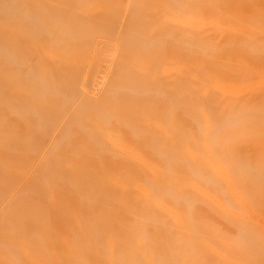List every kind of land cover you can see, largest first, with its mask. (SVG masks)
Returning a JSON list of instances; mask_svg holds the SVG:
<instances>
[{"label":"bare ground","instance_id":"6f19581e","mask_svg":"<svg viewBox=\"0 0 264 264\" xmlns=\"http://www.w3.org/2000/svg\"><path fill=\"white\" fill-rule=\"evenodd\" d=\"M113 1L11 0L7 6L0 0L1 25L12 9L16 15L34 12L40 27L26 39L23 25L13 37L0 33V56L18 67L30 61L29 69L14 73L0 57V138L8 146L0 161V174L8 180L0 201L13 182L25 180L23 194L8 198L2 208L5 236H15L19 244L15 248L0 237V264L14 259L19 264H72L73 249L93 239L97 242L84 250L85 259L100 264H186L178 242L199 253L198 264H264V146H233L246 137L264 139V0H132L129 15L113 14ZM77 26L91 39L121 35V57L110 79L116 91L109 85L102 95L88 91L80 108L87 115L75 138L63 139L73 126L70 119L59 128L63 136L52 154L60 166L52 170L24 150L20 136L25 119L55 128L69 112L63 91L74 84L72 77L60 83L57 99L42 88L58 86L61 76L51 52L62 34L67 46L79 45ZM180 28L186 31L183 36ZM168 55L181 58L173 73L155 75ZM43 65V78H26ZM252 71L261 73L258 81ZM235 78L256 92L236 97L218 85ZM7 83L15 91H7ZM125 115L136 120L127 123ZM149 119L158 125L141 129ZM114 130L126 137L132 158L113 148ZM181 134L187 141L178 152ZM83 143L93 150L90 157L74 153L73 146ZM219 160L230 163L217 168ZM49 174L58 187L47 197L38 191ZM162 174L177 183L163 187ZM131 179L143 183L137 193L128 187ZM186 180L195 185L180 188ZM149 195L156 199L155 210L147 206ZM133 197L139 202L132 203ZM59 206L69 210L57 219ZM34 215L50 231L63 225L66 238L36 231ZM104 230L116 234L114 243L101 239ZM197 239L204 244L197 246ZM151 248L153 254L147 255ZM27 252L34 257L28 263ZM238 253L243 260L235 258Z\"/></svg>","mask_w":264,"mask_h":264},{"label":"rangeland","instance_id":"374dc122","mask_svg":"<svg viewBox=\"0 0 264 264\" xmlns=\"http://www.w3.org/2000/svg\"><path fill=\"white\" fill-rule=\"evenodd\" d=\"M8 6V4H11V0H4ZM132 0H114L109 8L115 13H120L123 15H129L130 7H131ZM149 13H153L154 11L149 10L147 11ZM45 13H42V17L44 19ZM5 23L0 24V33H5L9 37H13L17 32L18 25H23V28H25V32L23 33L24 38L26 39L27 34L36 33L40 27L38 23L34 19V12H30L29 10L22 13V15H16L14 13V10L10 9L7 10L5 14ZM78 20L75 19V23H77ZM78 27V26H77ZM84 27V26H81ZM77 31L81 34V43L76 46H67V36L66 34L59 35L58 43L56 45V51L51 52V55L55 59V69L59 73L60 80L59 82L55 83L58 84L55 85V88L51 87H43L42 93L48 97L51 98H58L60 97V93H62L60 88V83L64 82V84L71 80V77L74 80V84L68 86L63 91V97H64V103L69 108V112H67L65 115H62L58 118V121L56 122L55 128L47 127L46 125H42L39 123L35 118L30 117L28 119L23 120L24 124L22 128L24 131H22L23 134L20 136V142L24 150L31 152L32 155L37 159L36 162L39 163H46L50 169L55 170L59 168L60 161L55 158L52 154V151L57 146V141L63 136L62 134L59 135L58 131L60 126L65 124V121L67 119H70L72 122V127L68 132L63 136V139L65 140H73L75 138V135L78 134L79 130L82 127V124L85 120V117L87 113H84L80 110L82 106H84L87 103L88 91L94 92L96 95H102L105 88L109 85L110 90L113 93L116 91V86L114 83H111V76L113 73V67L118 59L121 57V49L119 48L120 44V36H110L106 33L100 34L96 36L94 39H91L87 36L86 32L84 31V28L78 27ZM183 36L186 31L184 28H180L178 30ZM133 44L129 43L128 47L132 46ZM2 58L5 59L7 64L10 66L12 71L14 73H17L19 70H27L29 69L30 61L25 60V62L22 64L21 67H18V65H13V63L10 62L9 59L6 58L5 54H1ZM128 57L125 56V59ZM181 58L177 55H168L163 57L161 61V66L157 69H155L154 74L160 75L164 71H167L168 73L172 74L173 70L175 68V65L179 63ZM72 71V72H71ZM19 74V73H18ZM46 75V68L45 66H40L38 72L35 75H28L26 78L28 79H41ZM252 79L259 80L261 77L260 72L252 71L251 72ZM110 82V84H109ZM219 86L224 87L226 86L227 92L229 94H234L236 97H241L246 94L255 93L256 87L248 84L247 82H243L242 80H239L237 78L235 79H228L223 82L218 83ZM5 89L7 91H10V89L14 88L10 85V83H7L5 86ZM225 88V87H224ZM15 91V90H14ZM67 93V94H66ZM66 94V95H65ZM35 101L37 98L35 97ZM54 108V107H53ZM69 113V115H67ZM122 119L127 122L131 123L136 120V117L133 116H122ZM159 121L157 119H149L141 129L147 130L146 128L156 126L158 125ZM206 126L209 127L210 123H206ZM17 128V127H16ZM110 140L112 142V146L115 150L120 151L126 155L129 159L132 158L131 152H129V148L127 146L126 137L123 136L122 132L119 131H111L110 134ZM187 141V137L185 134H181L177 139V150L178 152L184 151V143ZM247 143H254L257 146H264V139L260 137H246L242 139L241 141L236 142L233 146L240 148L243 145ZM149 148V147H148ZM8 146L0 138V161L5 160L6 154H7ZM225 150V147L223 148ZM73 151L75 154H77L80 157H90L93 154V150L85 146V144H75L73 146ZM202 156V155H200ZM230 162L226 163L223 160L218 161V165L216 164L217 168H226L229 165ZM147 164V163H146ZM211 170V168H209ZM212 172V171H211ZM176 178V177H175ZM6 181L1 174H0V189H3V186H6ZM25 180H17L15 183L13 182L11 186H9L10 189H7V192L2 197V200L0 201V237L5 236L6 233V219L4 215H2V208L3 205L7 203L8 198H11L12 196H21L20 194H23L22 187L24 185ZM176 180L174 179V176L162 174L159 178V184L162 185L165 188H168L171 186V184H176ZM175 182V183H174ZM194 180H186L182 181L180 183V188H186L189 186H194ZM58 187L57 181L54 178L53 175L49 174L46 178L45 185L41 188L39 193L46 195L47 197L50 195H53ZM128 187L133 191L134 193H137L143 188L142 181L139 180H130L128 182ZM178 187V186H176ZM7 188V187H6ZM37 191L33 189L31 194L36 195ZM53 193V194H52ZM85 197L89 198L90 193L85 192ZM261 199L264 200V194L260 196ZM132 203H138L139 199L137 197H133L131 199ZM147 206L150 210H155L156 206V199L153 195H149L146 199ZM63 210V211H62ZM64 210L69 209H62L59 207H56L55 214L56 218L60 219L63 214ZM236 216V215H235ZM31 223L33 225V228L36 231L47 233L50 231L47 224L42 221L40 216L34 215L32 217ZM66 227V226H65ZM150 227V226H149ZM52 232L57 238L64 240L65 237V230L64 226L61 225L56 229H53ZM8 242L13 246L17 247L19 243H17V240L15 236L13 235H7L5 236ZM97 237V236H96ZM101 239L104 240V242L108 243L109 245L114 243L117 236L114 232L104 230V234L100 236ZM98 238V237H97ZM93 242H97L96 239H93L92 241H89L88 244H83L82 247L73 249L72 255L74 257V261L72 264H100L99 260L95 261H87L86 255L84 254V250L89 247L90 244ZM127 244L131 245V241H127ZM195 244L197 246L203 245V241L200 239H197ZM221 244L224 246L226 243L221 240ZM178 246L186 255L185 263L186 264H198L201 260V257L199 253L194 248H189L184 246V244L178 242ZM181 246V247H180ZM13 248V249H15ZM154 252L153 248H151L150 251H148L147 255H152ZM33 255L30 252H27L25 255L26 262H31L33 259ZM235 258L238 260H243L244 257L242 254L238 253L235 255ZM14 259V261H11V264H19Z\"/></svg>","mask_w":264,"mask_h":264}]
</instances>
